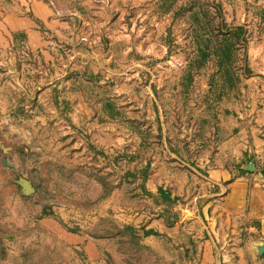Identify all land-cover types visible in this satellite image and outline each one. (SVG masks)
Segmentation results:
<instances>
[{
    "label": "rangeland",
    "instance_id": "obj_1",
    "mask_svg": "<svg viewBox=\"0 0 264 264\" xmlns=\"http://www.w3.org/2000/svg\"><path fill=\"white\" fill-rule=\"evenodd\" d=\"M262 93L264 0H0V264H196Z\"/></svg>",
    "mask_w": 264,
    "mask_h": 264
},
{
    "label": "crops",
    "instance_id": "obj_2",
    "mask_svg": "<svg viewBox=\"0 0 264 264\" xmlns=\"http://www.w3.org/2000/svg\"><path fill=\"white\" fill-rule=\"evenodd\" d=\"M19 23L27 29L34 26L28 18H21ZM257 112V122L250 127L249 151L245 150L244 137L236 149L241 166L207 170L210 192L198 210L204 224L192 227L194 235L202 239L197 243L196 264H264V106ZM242 133L248 137V132ZM251 164L253 171L249 170ZM64 237L85 244L90 256L99 257L92 240L71 234Z\"/></svg>",
    "mask_w": 264,
    "mask_h": 264
},
{
    "label": "trees",
    "instance_id": "obj_3",
    "mask_svg": "<svg viewBox=\"0 0 264 264\" xmlns=\"http://www.w3.org/2000/svg\"><path fill=\"white\" fill-rule=\"evenodd\" d=\"M238 32H242L243 31V28L242 27H239L238 29ZM239 34V33H238ZM218 53H219V55H220V60H221V63H226L227 65L228 64H230V53L228 52V51H221V49H217L216 50ZM264 173V172H263ZM159 194L164 198V199H166V200H170V201H172L173 199L171 198V195H170V193H168V191H166V190H164V189H162V188H160L159 189ZM124 231H126V232H128L129 234H130V236H131V239L134 241V242H136V243H138L139 244V242H141V240H142V237L138 234V232L134 229V227H132V226H126L125 227V229L123 230V233H125ZM145 233V236H147V235H149V234H155V235H159V233L158 232H156V231H145L144 232ZM126 234V233H125Z\"/></svg>",
    "mask_w": 264,
    "mask_h": 264
},
{
    "label": "water",
    "instance_id": "obj_4",
    "mask_svg": "<svg viewBox=\"0 0 264 264\" xmlns=\"http://www.w3.org/2000/svg\"><path fill=\"white\" fill-rule=\"evenodd\" d=\"M3 162L6 164L7 163L6 159H3ZM249 170H251V171L254 170V165L253 164H251L249 166ZM261 171L264 172V163L261 166ZM20 184L23 186V191H24L25 194H32V193H34L36 191L34 186L32 185V183L29 180L25 179V178L21 179Z\"/></svg>",
    "mask_w": 264,
    "mask_h": 264
}]
</instances>
